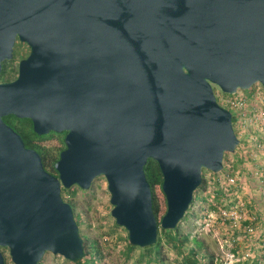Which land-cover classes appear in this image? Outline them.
Instances as JSON below:
<instances>
[{"label": "water", "instance_id": "water-1", "mask_svg": "<svg viewBox=\"0 0 264 264\" xmlns=\"http://www.w3.org/2000/svg\"><path fill=\"white\" fill-rule=\"evenodd\" d=\"M17 39L30 47L0 81V264L47 252L86 257L62 190L105 176L112 215L132 245L177 228L205 169L224 170L241 144L215 93L264 88V0H0V76ZM38 135L66 132L49 172L5 116ZM158 162L161 222L145 167Z\"/></svg>", "mask_w": 264, "mask_h": 264}, {"label": "rangeland", "instance_id": "rangeland-1", "mask_svg": "<svg viewBox=\"0 0 264 264\" xmlns=\"http://www.w3.org/2000/svg\"><path fill=\"white\" fill-rule=\"evenodd\" d=\"M27 50L26 45L17 44L19 57ZM3 70L6 71L5 79L10 80L18 73L19 63L17 60L7 61ZM258 88H261L259 83L242 91L249 95ZM49 140L57 143L55 138ZM249 144L244 137L236 149L242 151L227 152L226 167L220 174L204 170L206 184L198 190V199L191 204L177 228L165 231L160 227L161 243L158 247L131 248L127 229L118 225L112 215L113 205L105 176L97 177L87 190L78 185L69 188L73 194L67 199H72L81 234L89 238L88 243L94 241L98 246L95 250L97 264H162V261L165 264H187V257L194 258L189 254L194 237L202 241V247H197L204 254L199 264H264V152ZM229 173L236 179L231 184L225 180ZM212 179L221 180L212 184ZM231 203L245 205L247 217L257 228L253 234L244 236L239 230L237 234L217 218L219 208ZM211 213H214V222L208 226L207 217ZM1 249L7 264H14L9 248ZM39 264L78 263L47 252Z\"/></svg>", "mask_w": 264, "mask_h": 264}, {"label": "trees", "instance_id": "trees-1", "mask_svg": "<svg viewBox=\"0 0 264 264\" xmlns=\"http://www.w3.org/2000/svg\"><path fill=\"white\" fill-rule=\"evenodd\" d=\"M5 72L6 71L3 70V72L0 76V80H4V81L8 80V79H5ZM235 118L236 117L234 116L233 117L234 122L236 120ZM5 120L9 124H11L22 135L27 146L35 148L42 155V159H43V163H44L45 168L51 173L58 174V172L55 168V162L59 159L61 151L66 148V144H65L66 132H61V133L51 132V133L45 134V135H38L37 133L34 132L33 126H32L33 123L28 118L19 119L14 115H8V116H5ZM51 138L57 139V143H53V142L50 143L49 139H51ZM236 151H242V150L239 148ZM226 157H227V153L225 154L224 161H226ZM225 167H226V165H225ZM145 170H146L147 178H148V180L151 184V187H152L154 212H155V214L158 218V221L160 223L163 215L167 211V200H166V196H165L163 189H162L163 174L161 172V169H160L158 162L155 161L154 159H149V161L145 167ZM213 174H215V173H213ZM217 174H220V173H217ZM205 184H206V178L203 177V181H202L201 185L199 186V188L195 192L193 202L198 199V194H197L198 190ZM62 193H64L63 196H64L65 200L69 201L73 205L72 199H67V198H71L70 196L73 194V192L71 193L70 189L63 188ZM65 194H66V196H65ZM230 205H234V204L231 203ZM230 205H227V206H230ZM244 207H245V205H244ZM76 218H77V221L79 222L78 216ZM163 230L170 231V230H166V229H163ZM236 231L237 230H235V232ZM240 232H239L240 234L247 236L242 231H240ZM175 239H176V237H174V240ZM88 242H89V238L84 237L86 257L77 261L78 264H97V262L95 261V256H96L95 250L98 249V246H97L96 242H94V241H92L91 243H88ZM192 242H193V246L189 249V254H192V256L194 258L191 259V258L187 257L186 263L187 264H199L200 259L202 257H204V254L201 253L199 250H197V247H202V241L199 238L194 237ZM160 243H161V239L159 238V234H158V239H157L155 246L156 247L160 246ZM129 245L131 246V248H135V246L132 245L131 243ZM181 245H182V243H181ZM150 247H148V248H150ZM247 262L249 263V261H247ZM162 264H165L164 261H162Z\"/></svg>", "mask_w": 264, "mask_h": 264}, {"label": "built area", "instance_id": "built-area-1", "mask_svg": "<svg viewBox=\"0 0 264 264\" xmlns=\"http://www.w3.org/2000/svg\"><path fill=\"white\" fill-rule=\"evenodd\" d=\"M215 93L218 102L230 109L235 116L234 122L235 130L241 139L246 138L253 147L264 152V88H258L249 95L244 94L239 90L235 94H227L222 92L219 88H215ZM221 179H212L211 183H220ZM225 180L228 183L236 181L235 176L227 174ZM223 223L228 224L235 230L242 231L246 235L253 234L256 231V226L253 221L247 217L246 209L243 203L220 207L216 214ZM214 213L209 214L206 224L212 225Z\"/></svg>", "mask_w": 264, "mask_h": 264}, {"label": "flooded vegetation", "instance_id": "flooded-vegetation-1", "mask_svg": "<svg viewBox=\"0 0 264 264\" xmlns=\"http://www.w3.org/2000/svg\"><path fill=\"white\" fill-rule=\"evenodd\" d=\"M22 43V45H26L27 46V53L25 52V53H23V55L21 56V57H19L20 55L16 52V47H17V44L18 43ZM29 52H30V47L26 44V43H24V42H21L19 39H17V41H16V44H15V49H14V57L11 59V60H6V62L7 61H13V60H17V63H20V60L22 59V58H24V57H27L28 55H29ZM5 62V61H4ZM5 62V63H6ZM4 63V64H5ZM4 67V66H3ZM18 76V73H16V75L12 78V79H10V80H5V81H12V80H14V79H16V77ZM20 119V118H19ZM24 119V118H23ZM32 126H33V124H32ZM51 133V132H50Z\"/></svg>", "mask_w": 264, "mask_h": 264}]
</instances>
